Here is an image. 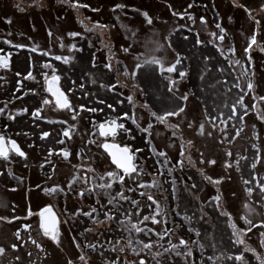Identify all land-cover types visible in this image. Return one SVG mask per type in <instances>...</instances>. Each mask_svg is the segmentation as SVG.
Wrapping results in <instances>:
<instances>
[{"label":"rangeland","instance_id":"rangeland-1","mask_svg":"<svg viewBox=\"0 0 264 264\" xmlns=\"http://www.w3.org/2000/svg\"><path fill=\"white\" fill-rule=\"evenodd\" d=\"M66 1L73 3L68 5ZM66 1L58 0L59 5L55 8L56 0H42L40 3L34 0H0V10L3 12V14L0 13V17L6 16L7 20H12L15 16H20V19L24 21L20 28L23 31L5 26L0 28V36L14 41V44L19 42L16 40L28 44L31 42L32 36H35L39 45H34L36 49L50 46L51 48H48L51 51L49 58L60 55L68 59V62L65 63L69 65V68L64 70L69 76H65V82L60 84V87L65 94L69 93L68 101L73 102V110L70 113L68 109L62 110L63 113L43 110L42 100L49 101V95L45 91L48 81L51 80V78L45 79L48 63L44 64V68H40V75L44 76L36 78L35 87L38 88V91L31 92V95H27L23 100L26 104L32 102L31 104L34 106L32 112L40 109V115L43 116L41 119L31 116L32 122H36L40 128V133L32 145H38L44 132H48L49 136H52V132L54 135L60 133L61 136L63 131L58 127L60 123L64 131L71 128L74 133L71 135H74L75 151H68L73 155L76 153L78 156V151L81 148L78 145L81 142H86L81 145L89 152L93 151L96 160L94 167L98 170L103 169L95 174L88 172V166L83 164L85 168H78L72 172L68 169L70 166L66 165L69 160L61 158L58 151L53 153L56 151L55 148H48L37 160L42 161L44 168L42 172L48 173L50 171L45 169L55 168L52 176L55 177L54 180H43L40 176H35L31 177L32 181L27 178L28 184L31 186L39 184L42 190L49 187L52 182L62 185L63 191L66 190L67 194L61 192L54 194L63 196L61 202L69 200L68 204L64 203L63 209L68 206L73 210L80 206L84 208V211L90 212L94 207L93 205L89 206L88 200H93L89 198L93 193L85 191L84 199L76 192L69 195L72 191L69 190L68 185L72 182L73 177L80 176L84 171L89 181L83 185L79 180L74 187L83 185L86 190L92 187L93 176L106 175L108 171H111L108 163L95 150L97 148L95 144L99 145L103 142L100 138L98 125L113 120L117 123H124L125 128L130 131L119 129L117 134L122 140L118 139L120 142L126 141L125 143L130 139H135L136 148L142 149L138 153L140 158L137 160L136 166L138 169L140 166H144L146 169L143 175L137 176L134 173L132 178L126 176L128 180L124 186L125 190L127 185L134 182V179L136 180L132 186L141 183L151 184L155 178L158 183H162V188L159 191L141 188V192H151L156 201L167 204L168 211L167 217L157 218L160 221L157 225H153L151 220L140 224V227L146 228L149 224V228L153 231L150 234H137L138 239L143 243L163 245V247L154 248L153 252H163V248L169 247V239L174 244H179L180 237L187 241L198 240L199 243L192 246L193 255L188 258V264H191L192 261H195V264H201L202 260L204 264H213V261L215 264H240L235 259L240 255L243 256L244 264H260L261 259H264V246H261V232L264 231V228L258 226L264 221V195L261 194L258 185H264V160L257 163L256 169L252 168V164L258 158L257 148L261 149L260 155H264V120L258 118V114L264 112V100L259 99L264 96V51H261L264 48V10H262L264 9V0ZM10 3H12L11 7ZM78 5H87L88 7ZM118 5L123 7H117ZM238 5L244 7H238ZM12 6L19 11V15ZM4 7L12 10L10 9L8 12V9L3 10ZM245 8L249 10L250 14L245 11ZM93 9H99V11H93ZM30 10L37 12L32 11L29 17ZM144 13H147V18ZM33 17L37 21L36 24H39L35 32L29 31L30 23L28 21H31ZM148 18L152 19V25L147 23ZM256 21L260 22L259 25ZM217 23L226 30L223 41L220 39L219 29L216 28ZM88 28L94 30L88 32L86 31ZM67 29L81 35L71 38L68 36ZM49 31L53 33L52 36H49ZM153 32L158 34L156 38L165 43V48L157 53L158 56L166 57L169 61L165 67L175 62L177 54H179L181 64L177 65V71L172 74L164 72L161 75L158 66L154 65L144 66L139 70L138 83L147 94L146 102L150 108L141 109L139 106L145 103V97L136 94L135 115L141 128L146 127L149 122L153 123L154 131L159 135L154 134L149 137L141 128H137V125L132 123L133 105H130L125 97L132 94L129 89L133 81L125 78L122 73L125 64L131 69L134 67L135 57L145 54V41L152 36ZM134 33L135 35H133ZM253 35L257 37V44L245 52ZM169 38L171 48L167 47ZM198 40L201 43L198 44ZM89 42L92 47H89ZM61 44L64 45L63 48ZM73 44L77 49H83V51L72 50ZM125 46H131V55L120 52V49ZM3 50L0 47V51ZM249 56H251V60L248 59ZM44 58L47 59L45 55ZM110 58L113 64L116 60L120 61L119 76L104 67ZM94 60L97 61L96 67H93ZM237 60L240 62L239 64L236 63ZM13 67L17 70L23 69L20 63ZM59 67H62V63L58 65V69ZM253 67L256 73L255 80L260 86L254 92H249L247 83L252 76ZM4 70L0 68V76ZM245 70L248 73L247 77L244 75ZM180 71L187 73L183 79L179 75ZM169 76L178 82L176 86H173L172 93L168 91L170 80L167 77ZM93 79L96 80L95 84L92 83ZM117 79L121 85L127 84L128 87L118 85L114 93L109 89L111 85L116 84ZM7 80L12 81V75H9ZM82 85L83 87H81ZM64 86H66V90ZM184 94L189 96L187 101L181 99ZM242 95L247 114L239 104ZM99 100L112 104L114 110L109 109L106 104L98 103ZM118 100H123V104L118 103ZM48 104L45 106V110H48ZM254 105L255 107H253ZM82 106L84 110H81ZM93 107L98 111L88 110ZM180 107H185L186 116L181 114L178 117H168L171 124H179V129L166 127L156 122L154 117H150V111L163 115L166 112L178 111ZM233 107L237 109V117L230 119ZM124 113H128L129 119H123ZM73 114L77 115L76 120L71 119ZM239 116H243L244 119L240 120ZM1 118L3 117L0 115ZM60 118L65 121L59 122ZM190 123L192 127H189ZM201 124L204 125L203 132L200 129ZM174 131L178 135H173ZM209 132L212 133L211 136L208 135ZM257 134L259 139L256 138ZM88 138L94 143L90 144L89 141H86ZM43 140L45 141L46 137ZM189 141L192 143L189 144ZM169 144L173 146L169 147ZM116 145L122 148L120 145ZM61 147L66 146L60 145V150ZM161 151H166L170 159V164L164 167H161L164 162V157L159 155ZM181 151L184 152V156H181ZM228 152L231 153L230 156L227 154ZM189 156L195 167L188 164L187 157ZM201 159L205 161L215 159L217 162L214 165L201 163ZM181 160L185 165L183 170L180 169L178 163ZM169 167H174L171 175L167 171ZM29 172L35 175L39 174L35 166L31 167ZM161 173L164 175L161 176ZM204 176L211 177L212 181L223 178V182L217 186L205 179ZM173 180L176 182L177 199H173ZM244 181H249V183L245 184ZM108 182H111L110 178H108ZM192 184L196 185L195 189L191 188ZM218 187L223 194L221 204L224 210L223 214L215 206V201H212V197L217 194ZM248 189L252 190L251 193ZM121 190L119 181L113 184L111 193L117 196L118 203L124 202L119 201L117 195ZM25 194L38 202L44 200L39 192L30 189ZM125 194L130 197V200L132 199L133 192L125 191ZM165 196H167V200H165ZM101 198L106 199L104 196ZM137 198L140 197L135 196L134 198L139 201V207H136L139 209L137 214L141 212L142 205L147 201L151 205V209L147 207L148 212L137 215V218L134 219L133 223L139 224L143 220V216L155 214L156 206L147 199V196L144 197L145 201ZM45 199L48 200V197ZM15 200L20 202L22 197L20 200V197L16 195ZM209 201L212 202L209 203ZM107 205L109 207L117 206L109 203ZM178 205L182 216L180 213L179 215L177 212L175 213ZM108 206L106 209H109ZM0 211L2 210L0 209ZM185 215L190 217V221L183 218ZM245 217L251 219L253 225H256L250 232L248 231L249 226L245 224ZM116 220L109 221L105 215L101 218L97 213H93L90 218L86 217L88 229L85 231H88L87 236L90 238V244L87 243V238L83 237L84 234L81 237L69 236L68 238L67 235L63 245L65 254L69 257L73 255L75 258L77 257L78 264H83L79 260V256L82 254L86 256L88 264H110L117 260H119V264H125L126 260L130 262L133 258L131 249H127V255L125 253H122L120 257L114 255L116 251H113V247L118 248L126 245L128 240V234L122 230L119 221ZM109 223H112L116 228L115 239L108 241L105 238L106 253L100 256L97 251H103L100 246H103L105 240L101 232H97L100 231L99 228H107ZM232 223H235L241 230L242 237L234 235ZM165 227L169 230L174 229L178 236L169 232L164 235L166 239L164 237L163 240H160L155 233L163 234ZM197 232L200 233L199 236L196 235ZM122 235L124 236L121 239ZM238 238H242L245 243H238ZM117 241H120L121 245H117ZM77 243L79 247H77ZM246 248L254 250V252L246 251ZM180 251L183 252V246ZM229 256L232 257L231 260L227 259ZM210 257L212 260H209ZM217 257L221 259L216 260ZM137 259H145L147 264H153V260L143 254ZM51 262L48 263L51 264ZM55 262L62 264V259L57 256ZM161 264H186V261L183 255L176 256L173 253L165 254Z\"/></svg>","mask_w":264,"mask_h":264},{"label":"flooded vegetation","instance_id":"flooded-vegetation-1","mask_svg":"<svg viewBox=\"0 0 264 264\" xmlns=\"http://www.w3.org/2000/svg\"><path fill=\"white\" fill-rule=\"evenodd\" d=\"M34 1H39L40 3L42 0H34ZM57 1L58 0H56L55 8L57 5H59ZM66 2L68 5L69 4L72 5L73 3L72 1L70 3H68V1ZM11 4L12 3L9 4L10 7H11ZM7 9L8 8L5 9L4 7L3 10H7ZM10 9H8V12H10ZM15 9L16 8H14L13 10ZM15 11H18V10H15ZM32 11L37 12L34 10H30L29 17L31 16ZM0 13L3 14L1 10H0ZM19 14L20 13L18 11V15ZM35 15L38 16L37 14ZM0 18H1L0 28H3L6 26V27H12L17 30L23 31V29H20V28L22 27V23L24 21L20 19V16L18 17L15 16V18L12 20L10 19L12 21L11 24L5 23V20H7L6 16L0 17ZM28 22L30 23L29 31L35 32L36 28L39 26V24H36L37 21L34 20V17H33V19L31 18V21H28ZM67 31L70 32L69 29H67ZM5 40H10V39H8L7 37L5 38L4 36H0V47L4 49L2 52L0 51V56L7 57L9 60V67L7 69L3 68L5 69L4 73L0 76L2 77V79H0V108H5V113L1 115L3 118L0 119V133H3L8 138L16 140L17 144L27 154V159L25 160L22 157H18L14 152L9 153L8 161H5L4 158L0 157V209L2 210L0 211V217H4V218H7V220L12 221L11 223H8L7 220H0V246L4 247L7 250L5 253V256L3 257V264H13V261L15 260L16 256H19L21 258L18 264H34V262L40 261V260L43 261V264H49L48 262H51V261H52L51 264H56L55 261L57 260V256L62 259V262H61L62 264H67V261L69 259L75 261V264H78V262L76 261L77 257L75 258L74 255L69 257L67 254H65L64 247H63L64 242H65L64 239L67 235H68L67 236L68 238L69 236L81 237V235L84 234L83 237L87 238V243L90 244V238H88L87 236L88 231H85L88 229V226H86V223H87L86 217L88 216H85L83 214L88 211H84V208L80 206H78L77 209H73V210L68 206L66 209H63L64 203L68 204L69 200L65 202H61L63 200V196H58L54 194V192H51V191L46 192L40 189L39 184L38 185L35 184L31 186L26 181L27 178H30V180L32 181L31 177H35V176L37 177L40 176L41 179L43 180H49V181L54 180L55 177H52V176L55 172L54 171L55 168L50 169V170L45 169V170L50 171L48 173L42 172V169H44L42 165V161H40V159L37 160L38 157L43 155V152L45 149L55 148L56 151L53 153H56L58 151V154L61 158H64V157L62 153H59L60 151L61 152H63V150H70L71 152L75 151V148H74L75 139L73 137L74 135H71L74 133L71 130V128H68L67 130L70 132V137H64L63 134L61 133L62 134L61 135L62 138H61V136L59 135L60 133H57V135L56 134L54 135V133L52 132V136L46 137L45 141L41 139L38 145H32L33 143H35L36 138L38 134L40 133V128L38 124L36 122H32V119H31L32 108H34L33 104H31L32 102H29L28 104L23 102V100L27 97V95H31V92L38 91V88L35 87L37 83L36 78L37 77L42 78L44 76V75H40L41 73L40 68H44L45 63L49 64L48 70H46L47 74H45V79L46 78L50 79L53 75L58 76L59 79L54 85V87L58 88L60 92L64 94L66 98L70 99L69 93L66 91L68 94H65L60 87V84L65 82L64 80L65 76L66 75L69 76V74L64 70L65 68L68 69L69 65L64 62V59L57 61L55 59H52L54 57L49 58L51 51L48 48H51L50 46L48 47L45 46L42 49L40 48L36 49L34 45L37 44L38 40H36L35 36H32L31 42L28 44H26L24 41L21 42L20 40H16L19 42H15V44H14V41L10 40L11 44H8L4 42ZM15 45H23V47H16ZM11 48L14 50H10ZM44 55L47 57V59L44 58L45 61L43 59ZM18 63L22 65L23 69L17 70L15 67H13L17 65ZM61 63H62V67H59L58 69V65L59 64L61 65ZM61 71L63 72L60 74ZM29 72H31L32 74L31 79L26 78ZM17 73H20V75H17ZM9 75H12V81L7 80ZM64 88L66 90V86H64ZM45 91L47 95H49L50 103L48 104V107H47L48 110H45L46 105L43 104L44 111L46 112L54 111L55 113H63L62 110H67V109L60 108L59 105L56 104L54 96L52 95V93L48 91V85H46ZM30 97L32 99V96ZM43 101L44 100H42V102ZM69 104L71 105V107L68 108V111L70 113L73 110V102L69 101ZM51 105H53V107L50 108ZM23 109H27L28 111L23 112L22 111ZM9 113H11L12 115H15L16 119L9 120L8 119ZM63 121L65 120H62L60 118L59 122H63ZM105 125L107 126L108 123H106ZM61 126L62 125L59 123L58 127L60 128L61 131L64 132L63 126L62 127ZM99 126L100 124L98 125V131L100 133ZM118 131L119 129H117V132L115 135H112L111 133L108 136L100 135V138L101 140H103V142H101L99 145L98 143H96L95 147L97 148L95 150L99 152L102 159H104L105 162L108 163L111 171H115L118 174H122V170L117 169L116 166L112 164L111 156L104 149L103 144H107V143L118 144L121 147H128L129 149L133 150V155L135 156V160H134L135 165H136L137 160L140 157L138 155L139 152L135 151V149H139V148H136L135 139L134 138L130 139L127 143H125L126 141L124 140H123L124 142L123 141L120 142L119 139L122 140V138L120 137V135L117 134ZM77 137H80V136L77 135ZM61 140H64L65 143L64 144L59 143V141ZM86 141H89V138L86 139ZM83 143H86V142H83ZM83 143L81 142L78 145L79 147H81L78 151L79 157L76 155V153L73 155L71 152H70V155L67 157V160H69V163H67L66 165L70 166L68 169H70L72 172L73 170L78 169V168L80 169L85 168L83 164L87 165L88 168L94 167L95 165L96 160H95V157L93 156V153H92L93 151L89 152L87 148H83L81 145ZM60 145H64L66 147L64 148L61 147V150H60L59 149ZM89 159H90V162H89ZM34 166H35V169H37L39 173L37 175L29 172L31 167H34ZM101 170H98L95 168V174L97 172H101ZM79 177H80L79 180L82 181L83 185L85 183L84 182L85 180L89 181L88 176L86 172L84 171ZM125 180L127 181L128 178L125 177ZM135 180L136 179H134L133 180L134 182L131 183L130 185H127V188L131 187V188L136 189L135 193L132 194L133 195L132 199H134L135 196H138L140 197V198H137L138 200L145 201L146 200L144 198L145 196L141 197L139 194L141 192V188L139 187V185L132 186L135 183ZM83 185H79L78 187H75V191L74 192L72 191L69 195H73L75 192L79 194L81 191H85L84 189L85 186ZM55 187L63 189L62 185L54 184L53 182L50 184L49 187H45V189H52ZM12 189H15V191H12ZM29 189L32 191L39 192L40 196H43L44 198L43 202L32 200L31 197H29V195H26L25 193L26 191L28 192ZM65 191L66 190L62 191L61 193H64V194L67 193ZM16 195L20 197V200L22 197V200L20 202H17L15 200ZM111 195L115 196L112 193ZM46 197H48V200L45 199ZM1 198H3V200H1ZM84 198L85 196L82 197V199ZM89 198L93 199L91 201L88 200L89 206L93 205V207L97 209L96 213L99 214V217L102 218L104 216V212L108 211L110 215H113L115 219H117L116 221H120L122 218L127 219V217L122 216L121 213H130L131 214L130 219L133 222L134 219L137 218V215H140V214L142 215L148 212V209H151L150 202L147 201L146 204L142 205L141 212L137 214L136 212L139 209H136V206L129 204L127 201H124L123 203L122 202L119 203L120 207H119V211H117V206L109 207L107 205L108 203L107 198L104 199V198H101L100 196L99 202H98V197L95 193L90 194ZM14 206H15V211L13 210ZM45 206H51L52 212L57 218V227L59 229L60 240H61V246L59 247L57 246L55 242L51 240L50 237L44 236L43 229L39 228V222H40L39 212ZM107 206L109 207V209H106ZM29 208H31V213H29L28 211ZM179 209H180V206L178 205L175 209V213L177 212L176 210H178L179 212ZM16 217H20V219H16ZM69 217H71V219H69ZM25 225H30L31 227L28 229H25L24 227ZM148 228H149V224H148ZM99 229L100 231H98L97 233L101 232L102 237H104V240L105 238L108 241L110 240L113 241L115 239L114 233H115L116 228L112 223H109L107 228H99ZM18 230L21 232V235L23 237V239L19 241L16 239L14 235V233ZM29 234L31 235V237L35 238L39 243H41L43 248L46 250V252L48 253L46 259L44 258L45 252H40L34 245L31 244V241L29 240ZM138 235H143V234L140 233ZM123 236L124 235L121 236V239ZM164 237L166 239V236ZM136 239H138V236L136 233H133V240L135 241ZM24 240H28L27 245L24 244ZM106 240L103 241V246L102 245L100 246L103 248V251L102 250L97 251L100 256L105 255L106 253L105 251L106 250ZM13 243L19 244L18 251H13V249L11 248V245ZM30 251L32 252L31 257H29L28 255ZM115 253H116L114 254L115 257L116 255L120 257L122 254V253H119L118 251H116Z\"/></svg>","mask_w":264,"mask_h":264},{"label":"snow or ice","instance_id":"snow-or-ice-1","mask_svg":"<svg viewBox=\"0 0 264 264\" xmlns=\"http://www.w3.org/2000/svg\"><path fill=\"white\" fill-rule=\"evenodd\" d=\"M78 6L88 7L87 5H78ZM117 7H123V6L118 5ZM238 7H244V6L238 5ZM262 10H264V9H262ZM93 11H99V9H93ZM245 11L249 12V10L247 8H245ZM249 14H250V12H249ZM144 16L147 18V13H144ZM201 19L203 21V18H201ZM229 19L231 20V18H229ZM6 23L11 24L12 21L10 19H8V20H6ZM147 23L149 25H152L153 24L152 19L148 18ZM256 23L259 25L260 22L256 21ZM216 28L219 29V31L221 33L220 39H221V41H223L225 38L224 34H225L226 30L219 23L216 24ZM93 30H94L93 28L86 29V31H88V32H92ZM9 35H11V33H9ZM52 35H53V33L51 31H49V36H52ZM80 35L81 34L78 32H69L68 33V36L71 38H75V37L80 36ZM133 35H135V33ZM157 35H158L157 33L153 32L152 36L146 39V41H145V49H146L145 54L142 56L137 55L135 57L134 67L131 69L129 68V66L127 64H125L124 65V71L122 73L125 78L131 79L133 81V84H132L131 88L129 89V91L132 94L125 97V99H127V101L129 102L130 105H133V116L131 117V120H132L133 124L137 125V128H141V125L138 123V118L135 115V112H136L135 96H136V94H140V95H143L145 97V103H143L139 107L141 109L150 108V106L146 102L147 94L144 92L143 88L138 83L139 70L144 66L154 65V66H158L161 75H163L164 72H167L168 74H172V73L177 71V65L181 64V59L179 58V54H177V58H176L175 62L170 63V66L165 67L166 64H169V61L167 60L166 57H160L157 55V53L161 52L165 48V43L162 42L160 39L156 38ZM213 35H215V33H213ZM185 39H187V37H185ZM4 42L11 44L10 40H5ZM197 43L199 44L201 42L198 40ZM255 44H257V37H256V35H253L251 37L250 43L248 44L247 48L245 49V52H248L249 49H251L252 46ZM15 46L16 47H23V45H15ZM61 47L63 48L64 45L61 44ZM89 47H92L91 42H89ZM167 47L171 48L170 38L167 40ZM72 50L83 51V49H77L75 44L72 45ZM34 51H35V49H34ZM131 51H132L131 46H125V47H122L120 49V52L128 54V55H131ZM261 51H264V48H262ZM149 52L151 54H148ZM54 59L57 61L64 59V62H66V63L68 62L67 58H63L60 55L54 56ZM248 59L251 60L252 59L251 56H249ZM236 63L239 64L240 62L237 60ZM119 64H120L119 60H116L115 64H113L112 59L110 58L109 61L104 65V67L107 68L110 72H114L117 74V76H119L120 75ZM96 66H97V61L94 60L93 61V67H96ZM8 67H9L8 58L4 57V56H0V68L7 69ZM17 75H20V73H17ZM179 75L183 79L187 75V73L185 71H180ZM244 75L246 77L248 76L247 70L244 71ZM255 75H256L255 68L253 67L252 76L248 79V83H247V89L249 92H254L260 86L259 83L255 80ZM26 78H28V79L32 78L31 72L28 73ZM0 79H2V77H0ZM58 79H59V77L56 75H53L51 77V80L48 81V91L50 93H52L53 96L56 97V104L59 105L60 108L68 109L71 107L68 99L64 96L63 93L60 92V90L58 88L54 87V85L56 84ZM167 79L170 80V86L168 87V91L170 93H172L173 92V86H176L178 82L174 79H171L170 76L167 77ZM92 83L95 84L96 80L93 79ZM118 85H120L121 87H125V88L128 87L127 84L121 85V82L119 81V79H117L116 84L111 85L109 90L113 91L115 93ZM81 87H83V85ZM177 91H178V89H177ZM181 99H183L184 101H187L189 99V96L187 94H184L181 97ZM259 99L264 100V96L259 97ZM117 102L120 104H123V100H118ZM43 103L45 105H47L49 103V101L44 100ZM98 103L106 104V106L109 109H113V105L108 104L104 100H99ZM239 104H240L241 108L245 109V114H247V108L243 102V95L240 97ZM253 107H255V105ZM81 110H84L83 106H82ZM88 110L91 112L98 111V109L95 107L88 109ZM99 110L102 111V109H99ZM22 111L27 112L28 110L23 109ZM4 113H5V108H0V115H3ZM40 113H41V110L37 109L36 111H33L31 113V115L35 119H41L42 117H41ZM181 114H185V116H186L185 107H180L179 110L175 111V112H171V111L166 112L163 115L157 114L155 111H150V117H154L156 122H158L159 124L165 125L166 127L173 128V129H179V124H171L168 120V117H172V116L178 117ZM234 117H237V109L235 107H233L232 114L229 118L231 119ZM238 118L240 120L244 119L243 116H239ZM258 118L261 120H264V112H261L260 114H258ZM8 119L9 120H15L16 116L9 113ZM71 119L76 120L77 115L73 114ZM123 119H125V120L129 119L128 113H124ZM189 127H192L191 123L189 124ZM253 127H255V125H253ZM117 129H124V131H130L129 129L125 128L124 123H117L115 120L110 121L107 126L103 123L100 124V126H99L100 135H102V136H108L110 133L112 135H115L117 132ZM200 129H201V132H203V129H204L203 124L200 125ZM141 130L143 132L147 133L149 137H152L154 134L159 135V133L154 131V125L151 122H149L146 127L141 128ZM221 131H224V129H221ZM49 135L50 134L48 132H44V133H42L41 139H44L45 137H48ZM173 135H178V133L174 131ZM208 135L211 136L212 133L209 132ZM63 136L64 137H70V132L64 131ZM256 138L259 139L258 134H257ZM146 142H150V141H146ZM59 143L64 144L65 141L61 140V141H59ZM89 143L90 144L94 143V141H89ZM188 143L191 144L192 142L189 141ZM168 146L172 147L173 145L169 144ZM30 147H31V145H30ZM103 147H104V149L109 151L112 164H114L117 169L122 170V174H118L115 171H108L106 173V175L102 174V175H99L98 177L93 176L92 187L86 189L85 191L89 192V193H95L98 197V202H99L100 196H104V197L108 198V203L109 204H116L117 205V211H119L120 205L117 201V196L111 195V190L113 189V184L116 183L117 181H119L121 183V189L122 190L120 193L117 194L119 201H129L130 197L125 194V191L135 193L136 189L135 188H127L125 190L124 186L127 183V181L125 180V177L127 176L129 178H132V174H134V173L137 176L143 175V174H145L146 169L144 166H140L138 169V167L134 164L135 156L133 155V150L129 149L128 147L120 148L116 144H103ZM135 151L140 152V151H142V149H135ZM10 152H14L18 157H22L25 160L27 159V154L17 144L16 140L8 138L3 133H0V157L4 158L5 161H8ZM257 153H258V158H257L256 162H254L252 164L253 169H256L257 163H260L262 160H264V155H260L261 149L257 148ZM49 154L50 155L52 154L51 151ZM227 154L229 156L231 155L230 152H228ZM62 155L64 158H67L70 155V152L68 150H63ZM159 155L161 157H164V162H163V165H161V167H164V166L170 164V159L168 158L166 151H161L159 153ZM201 155L203 156V154H201ZM181 156H184L183 151H181ZM187 162H188V164L195 167V164H193L190 156L187 157ZM216 162L217 161L215 159H212L211 161H205L204 159H201V163H209V164L214 165V164H216ZM178 163L180 165V169L183 170V168L185 166L184 161L181 160ZM25 166H27V165H25ZM228 167H231V165H228ZM87 171L95 173V168L89 167L87 169ZM167 171H168V174L171 175L174 171V167H169L167 169ZM10 174H12V173H10ZM160 175L163 176L164 174L161 173ZM108 178L111 179V182H108ZM204 178L207 179L209 182L214 183L217 186H219L223 182V178H220L216 181H212V178L208 177V176H204ZM79 179H80L79 176L73 177L72 182L69 183V185H68V188L70 191H73V192L75 191L74 186L79 181ZM84 182L87 183L88 181L85 180ZM172 183L174 186L173 199H177L176 192H175V184H176L175 180H173ZM244 183L248 184L249 181H244ZM162 186H163L162 183H158V181L155 178L153 179L151 184H143V183L139 184L140 188L156 189L157 191H159L162 188ZM258 186L260 187L261 194L264 195V185H258ZM185 187L187 188L188 185L186 184ZM191 188L195 189L196 185L192 184ZM12 191H15V189H12ZM44 191H46V192L51 191L54 193H59V192H62L63 189L55 187L52 189H44ZM85 191H81L79 193V195L81 197H83L85 195ZM248 191H249V193H251L252 190L248 189ZM65 194H67V193H65ZM140 196L141 197L147 196V199L149 201H152V203L156 206L155 207V214H153L151 216H143V220H141L139 222V224H137V223H133L131 221V219H130L131 214L130 213H121V215L127 217V219H121L119 221V226L122 228L123 231H125L128 234V240H127L126 245H122L118 248L113 247V251H118L119 253H125V255H127V249H131L133 258L130 262L128 260H126L125 264H147V261L145 259H137L142 254L150 257L153 260V264H161L162 258L165 254L171 255L173 253L176 256L183 255L185 258L186 264H188V258L192 257V255H193V247L192 246L197 245L199 243L198 240L187 241L184 238L180 237L179 238V244H174V243H172V240L169 239V247L163 248V252H161V251L153 252L154 248L163 247V245H157V244H152V243H143L139 239H136L135 241L133 240V233L147 234V233L153 231L151 228L140 227V224H144L145 222L151 220L153 225H157L160 223V221L157 219L158 217H167V215H168L167 204L166 203L161 204L159 201H156L154 199V196L151 194V192H140ZM165 200H167V196H165ZM212 201H215V206L218 209H220L221 213L223 214L224 210L221 207V204L223 202V194L219 191V187L217 190V194L212 197ZM212 201H209V203H211ZM130 203L136 207H139V201H137L135 199H131ZM13 210L15 211V206L13 207ZM28 211H29V213H31V208H29ZM176 211H177V214L179 215L178 210H176ZM96 212H97V209L92 208L90 212H85L83 214L85 216L91 217L92 214L96 213ZM104 215L106 216V218L109 221L115 219V217L113 215H110L108 212H105ZM39 217H40L39 228L43 229V235L50 237L51 240L53 242H55L58 247L61 246L59 229L57 227V218L53 214L51 206H45L39 212ZM183 218L185 220L190 221V217H188L187 215H185ZM16 219H20V217H16ZM69 219H71V217H69ZM0 220H7V218L0 217ZM244 220H245V224H247L249 226L248 231L250 232L252 230V227H255L256 225H253L252 220L248 219L247 217H245ZM7 222L11 223L12 221L7 220ZM165 223H166V221H165ZM231 226L234 229V235H237L238 237H242L243 233L241 232L240 229L237 228L236 224L232 223ZM24 227H25V229H28L31 226L25 225ZM258 227L264 228V221H262ZM169 232H171L173 235L178 236V233H176L174 229L169 230V229H167V227H165L163 229V234H161L160 232H156L155 234L159 237L160 240H163L164 235L169 234ZM14 235L18 241L23 239L21 232L19 230L16 231L14 233ZM196 235L199 236L200 233L197 232ZM29 240L31 241V244L34 245L40 252H45L44 258L46 259L48 253L43 248L41 243H39L35 238L31 237L30 234H29ZM237 242L241 243V244L245 243V241L242 238H238ZM27 243H28V240H24V244L27 245ZM116 244L121 245V242L117 241ZM181 246H183V252L180 251ZM261 246H264V231L261 232ZM77 247H79L78 243H77ZM92 247H94V246H92ZM11 248L13 249V251H18L19 250V244L13 243L11 245ZM247 250H251V249L246 248V251ZM6 251L7 250L4 247L0 246V264H3V257L5 256ZM251 251L254 252V250H251ZM28 255H29V257H31L32 252L30 251L28 253ZM20 259L21 258L19 256H16L15 260L13 261V264H18ZM219 259H221V258L220 257L216 258V260H219ZM227 259L231 260L232 257L229 256V257H227ZM235 259L237 261H239L240 264H244V259H243L242 255L236 256ZM79 260L81 262H83V264H88L87 258L83 254L79 256ZM209 260H212V258L210 257ZM34 264H43V261L42 260L36 261V262H34ZM67 264H75V261L69 259L67 261ZM110 264H119V260L110 262ZM191 264H195V261H192ZM201 264H204L203 260L201 261ZM213 264H215V261H213ZM260 264H264V259H261Z\"/></svg>","mask_w":264,"mask_h":264},{"label":"water","instance_id":"water-1","mask_svg":"<svg viewBox=\"0 0 264 264\" xmlns=\"http://www.w3.org/2000/svg\"><path fill=\"white\" fill-rule=\"evenodd\" d=\"M54 98H55V101H56V97L54 96ZM108 144H110V143H108ZM106 150V149H105ZM108 153H109V151L108 150H106Z\"/></svg>","mask_w":264,"mask_h":264},{"label":"trees","instance_id":"trees-1","mask_svg":"<svg viewBox=\"0 0 264 264\" xmlns=\"http://www.w3.org/2000/svg\"><path fill=\"white\" fill-rule=\"evenodd\" d=\"M127 202H128L129 204H131V203H130V200H129V201H127ZM230 264H233V263H230Z\"/></svg>","mask_w":264,"mask_h":264}]
</instances>
